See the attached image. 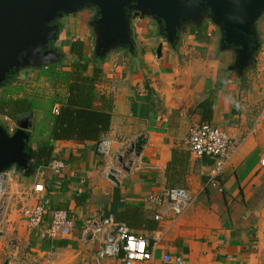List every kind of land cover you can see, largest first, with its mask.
Returning <instances> with one entry per match:
<instances>
[{"label": "crops", "instance_id": "0c3cea01", "mask_svg": "<svg viewBox=\"0 0 264 264\" xmlns=\"http://www.w3.org/2000/svg\"><path fill=\"white\" fill-rule=\"evenodd\" d=\"M91 16L87 9L60 21L56 48L65 49V70L70 66L63 64L74 59V40L84 43L83 59L91 60ZM257 25L255 63L238 77L210 22L198 34L188 28L173 49L151 19H134V55L114 51L85 72L90 76L92 66L99 67L96 89L112 100L110 127L101 138L110 143L108 153L99 155L94 141H52L49 164L33 177L14 168L6 172L0 264H119L99 255L112 234L110 227L97 228L106 218L148 242L151 260L135 264H171L164 256L180 257L183 264H264V19ZM38 72L20 71L15 83L27 86L26 94L51 95ZM201 123L218 127L236 144L221 191L207 185L212 159L188 150L189 129ZM140 136L145 142L139 154L128 153ZM53 161L63 163L58 174L49 168ZM36 183L44 192H33ZM171 187L185 188L191 204L177 219L156 221L157 210L146 200ZM38 204L45 208L44 225L51 212L66 211L73 222L69 233L49 239L31 229L22 212Z\"/></svg>", "mask_w": 264, "mask_h": 264}, {"label": "water", "instance_id": "95a60500", "mask_svg": "<svg viewBox=\"0 0 264 264\" xmlns=\"http://www.w3.org/2000/svg\"><path fill=\"white\" fill-rule=\"evenodd\" d=\"M87 9L95 11L87 19L93 63L117 50L134 55L132 21L137 18L151 19L173 49L188 28L210 22L219 30V51L233 56L228 69L238 77L254 65L260 48L256 23L264 16V0H0V84L14 70L60 65L65 54L50 47L59 39L60 21ZM156 55L160 57L161 45ZM31 118L17 119L11 134L0 124V174L14 168L31 178L38 171L27 148ZM144 142L138 137L127 152L138 155Z\"/></svg>", "mask_w": 264, "mask_h": 264}, {"label": "trees", "instance_id": "16d2710c", "mask_svg": "<svg viewBox=\"0 0 264 264\" xmlns=\"http://www.w3.org/2000/svg\"><path fill=\"white\" fill-rule=\"evenodd\" d=\"M200 28H190L200 33ZM84 43L74 40L69 54L74 58L70 69L61 65L41 69L42 79L52 90L51 95L35 91L26 94L22 85L15 83L18 70L12 71L0 84V117L15 122L33 114L27 148L31 154L32 168L46 167L51 159L52 141L74 140L98 142L109 130L112 100L96 89L100 69L92 66V74L85 75L92 61L83 59ZM57 106V113H53ZM8 133V128L0 121Z\"/></svg>", "mask_w": 264, "mask_h": 264}, {"label": "built area", "instance_id": "2783aa9c", "mask_svg": "<svg viewBox=\"0 0 264 264\" xmlns=\"http://www.w3.org/2000/svg\"><path fill=\"white\" fill-rule=\"evenodd\" d=\"M53 113H57V106L54 107ZM5 119L9 120L6 117ZM187 146L189 152L194 156L212 159L207 185L221 191V176L230 158L236 151L235 142L218 127L208 123H201L189 129ZM109 148V141L100 139L96 143L95 150L99 155H106ZM261 165L264 166V160L261 161ZM49 168L54 174H58L63 168V163L60 161H53L50 163ZM5 186L6 173H1L0 212L4 206ZM33 192L37 194L44 192L43 185L36 183L33 186ZM191 200L192 196L185 188L171 187L166 188L159 195L149 196L146 201L157 210L154 215V220L159 221L169 217L172 219L179 218L191 204ZM22 213L27 219L28 226L31 229L43 234V236L49 239H54L60 235H66L73 227L72 220L68 218L67 212L63 210L51 212L50 222L47 225H44L43 217L45 208L42 205L38 204L31 209L24 210ZM97 225L98 230L102 227L112 228V234H108L99 252L101 257L118 258L120 261L119 264H135L136 262L151 260L152 249H149L148 242L142 237L131 233L125 224L113 223L112 220L106 218L102 219ZM163 260L166 263L183 264L180 257L164 256Z\"/></svg>", "mask_w": 264, "mask_h": 264}, {"label": "rangeland", "instance_id": "374dc122", "mask_svg": "<svg viewBox=\"0 0 264 264\" xmlns=\"http://www.w3.org/2000/svg\"><path fill=\"white\" fill-rule=\"evenodd\" d=\"M264 19V16L263 17H261L259 20H258V22H261L262 20ZM62 21V20H61ZM62 23V22H61ZM256 26H258L257 25V23H256ZM260 30H261V24H260ZM256 29H257V27H256ZM62 36H63V34H61V38H62ZM258 37H259V34H258ZM63 50L62 51H64L65 49L64 48H62ZM91 56H92V54L90 55V58H91ZM89 59V58H88ZM61 65V64H60ZM63 66L64 67H68L69 66V64H67V63H65V64H63ZM253 67V66H252ZM252 67H250V68H248L247 70H249V69H251ZM24 88V91L26 92V93H30V90H29V88L27 87V86H25V87H23ZM0 121L4 124V126H6L7 128H8V131H9V133H12L13 132V127H15L14 125V122H12V121H9V120H7V119H5V118H2V117H0Z\"/></svg>", "mask_w": 264, "mask_h": 264}, {"label": "flooded vegetation", "instance_id": "af4514ba", "mask_svg": "<svg viewBox=\"0 0 264 264\" xmlns=\"http://www.w3.org/2000/svg\"><path fill=\"white\" fill-rule=\"evenodd\" d=\"M88 11L91 13V15L93 16L95 14V11L92 9H88ZM51 48H56V41H54L53 43H51L50 45ZM57 49V48H56ZM58 51H60V49H57Z\"/></svg>", "mask_w": 264, "mask_h": 264}, {"label": "snow or ice", "instance_id": "6c2138e0", "mask_svg": "<svg viewBox=\"0 0 264 264\" xmlns=\"http://www.w3.org/2000/svg\"><path fill=\"white\" fill-rule=\"evenodd\" d=\"M142 247V246H141Z\"/></svg>", "mask_w": 264, "mask_h": 264}]
</instances>
